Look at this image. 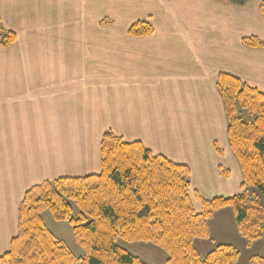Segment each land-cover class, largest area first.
Instances as JSON below:
<instances>
[{
  "label": "crops",
  "instance_id": "1",
  "mask_svg": "<svg viewBox=\"0 0 264 264\" xmlns=\"http://www.w3.org/2000/svg\"><path fill=\"white\" fill-rule=\"evenodd\" d=\"M262 3L0 0L2 29L16 36L0 44V256L31 188L101 172L107 131L187 166L203 199L240 194L217 80L228 74L264 94V48L243 43L264 42ZM137 23L152 34L132 36ZM208 232L194 241L201 257L228 245L236 264L264 259V229L248 244L231 207L214 212Z\"/></svg>",
  "mask_w": 264,
  "mask_h": 264
},
{
  "label": "trees",
  "instance_id": "2",
  "mask_svg": "<svg viewBox=\"0 0 264 264\" xmlns=\"http://www.w3.org/2000/svg\"><path fill=\"white\" fill-rule=\"evenodd\" d=\"M222 1L243 6L248 0ZM260 13L264 16V3ZM130 34L149 36L152 29L137 23ZM15 41L16 36L4 32L0 22V44L9 47ZM243 43L264 48L257 38H245ZM217 89L224 103L229 146L241 168L240 194L203 199L192 192L187 166L107 131L101 143L99 174L44 182L25 194L18 210V234L9 252L0 256V264H146L119 247L118 238L159 245L168 254L167 264H236L240 255L236 248L221 245L201 257L194 241L208 238V220L225 207L234 210L248 244L263 235L264 94L223 73ZM191 192L202 206L200 212L193 206ZM46 211L55 221L73 227L85 251L83 257L74 256L49 231L42 218ZM250 264H264V259L254 256Z\"/></svg>",
  "mask_w": 264,
  "mask_h": 264
},
{
  "label": "rangeland",
  "instance_id": "3",
  "mask_svg": "<svg viewBox=\"0 0 264 264\" xmlns=\"http://www.w3.org/2000/svg\"><path fill=\"white\" fill-rule=\"evenodd\" d=\"M225 38L227 39V35H225ZM243 116H245V112H243ZM192 192L194 191L192 190ZM192 192L191 198L193 206L195 207L196 211L200 212L202 210V206L196 199H194ZM74 214L75 216L78 214V210L76 208ZM42 218L49 231L55 237L62 239L74 256L83 257L85 255V251L76 241L73 227L69 223L55 221L49 211L44 212ZM116 244L146 264H167V252L157 244L128 242L121 238L117 239Z\"/></svg>",
  "mask_w": 264,
  "mask_h": 264
}]
</instances>
